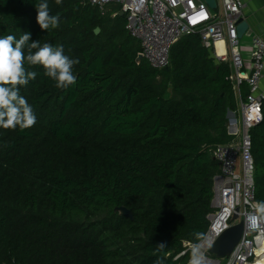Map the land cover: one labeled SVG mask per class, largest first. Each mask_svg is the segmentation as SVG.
Returning a JSON list of instances; mask_svg holds the SVG:
<instances>
[{
	"label": "trees",
	"instance_id": "obj_1",
	"mask_svg": "<svg viewBox=\"0 0 264 264\" xmlns=\"http://www.w3.org/2000/svg\"><path fill=\"white\" fill-rule=\"evenodd\" d=\"M36 2L0 0V36L30 32L41 45H62L79 60L77 79L57 88L42 66L25 65L37 77L20 94L37 121L0 128V264H153L157 256L188 264L184 243L206 234L214 211V152L235 139L230 64L190 35L173 46L170 66L154 69L138 62L141 44L124 16L88 0H47L60 23L42 30ZM251 134L259 201L264 121Z\"/></svg>",
	"mask_w": 264,
	"mask_h": 264
},
{
	"label": "built area",
	"instance_id": "obj_2",
	"mask_svg": "<svg viewBox=\"0 0 264 264\" xmlns=\"http://www.w3.org/2000/svg\"><path fill=\"white\" fill-rule=\"evenodd\" d=\"M88 3L104 14L110 12L113 17L123 13L126 30L140 42L143 59L154 69L170 66L173 46L190 35L199 36L203 46L215 58L219 43L229 49L230 79L241 100V125L229 133L235 137L234 141L219 146L214 152L221 172L215 179L214 211L209 217V228L201 247L207 256V264H221L210 249L221 235L243 221L242 239L231 257L225 259L226 264H257L264 260V221L249 216L251 204L257 201L251 132L264 121V97L260 92L264 81V38L254 36L252 70L249 74L245 73L238 35L245 6L243 1L217 0L216 10L211 9L204 0H88ZM217 59L226 63L229 61L221 56ZM244 84L248 88L245 101L241 99ZM235 215L239 216V221L233 222ZM192 245L190 242L184 243L185 251L181 255L189 253Z\"/></svg>",
	"mask_w": 264,
	"mask_h": 264
},
{
	"label": "clouds",
	"instance_id": "obj_3",
	"mask_svg": "<svg viewBox=\"0 0 264 264\" xmlns=\"http://www.w3.org/2000/svg\"><path fill=\"white\" fill-rule=\"evenodd\" d=\"M61 2L62 0H56L57 4ZM35 10L36 22L42 30L59 27V15L50 14L47 0H38ZM78 63V59L65 54L62 45H41L39 40H31L30 32H24L19 39L12 34L0 36V128L25 130L36 124L33 106L20 94L19 86H26L37 77V72L27 70L26 64L42 66L44 75L55 81L57 88L67 89L76 82L73 68ZM251 209L250 217L264 221V200L252 203ZM205 236V233L195 234L196 240L189 249L188 264H207V256L201 247ZM166 248L167 244L164 242L156 245V249L160 251ZM153 264H164V260L157 256Z\"/></svg>",
	"mask_w": 264,
	"mask_h": 264
},
{
	"label": "crops",
	"instance_id": "obj_4",
	"mask_svg": "<svg viewBox=\"0 0 264 264\" xmlns=\"http://www.w3.org/2000/svg\"><path fill=\"white\" fill-rule=\"evenodd\" d=\"M244 3L243 19L249 24L248 32L240 39L239 49L241 58L244 63V72L249 74L252 70V42L255 35L262 36L264 38V0H242ZM222 43L217 46L218 56L226 57L229 61L231 68V57L228 48H225ZM217 56V58H218ZM232 72V69H231ZM242 89L248 92L246 84L242 86ZM260 92L264 97V81L260 86ZM238 115L241 112V100L239 98ZM236 114V113H234ZM237 115V114H236ZM235 124L234 121H230V125ZM232 131V130H231Z\"/></svg>",
	"mask_w": 264,
	"mask_h": 264
},
{
	"label": "water",
	"instance_id": "obj_5",
	"mask_svg": "<svg viewBox=\"0 0 264 264\" xmlns=\"http://www.w3.org/2000/svg\"><path fill=\"white\" fill-rule=\"evenodd\" d=\"M204 1L207 3V5L211 9L216 10L218 8L217 0H204ZM121 16H124V14L121 13ZM248 30H249V24L244 19H241L239 21V26H238L239 39H241L248 32ZM95 33L98 35L100 33V29H96ZM142 60H143V56L140 55L138 58V62H141ZM233 116H234V113L232 112L228 114V117L230 118V120ZM229 133H232L230 127H229ZM120 211L122 215L133 220V215L128 209L121 208ZM236 221H239L238 215H235L233 218V222H236ZM243 233H244V222L240 221L238 224H235L233 227H231L228 231H226L223 235H221L216 240V242L210 249V253L217 260H225V259L230 258L234 250L240 243Z\"/></svg>",
	"mask_w": 264,
	"mask_h": 264
},
{
	"label": "rangeland",
	"instance_id": "obj_6",
	"mask_svg": "<svg viewBox=\"0 0 264 264\" xmlns=\"http://www.w3.org/2000/svg\"><path fill=\"white\" fill-rule=\"evenodd\" d=\"M220 1V0H219ZM221 10V9H220ZM232 121H235V124H231L229 127L231 128L232 132L236 129V127H240L241 125V120H240V115L234 114V116L231 118ZM230 120V121H231ZM238 121V122H237ZM227 262L225 260H221V264H226Z\"/></svg>",
	"mask_w": 264,
	"mask_h": 264
},
{
	"label": "bare ground",
	"instance_id": "obj_7",
	"mask_svg": "<svg viewBox=\"0 0 264 264\" xmlns=\"http://www.w3.org/2000/svg\"><path fill=\"white\" fill-rule=\"evenodd\" d=\"M257 264H264V260H260V261H258Z\"/></svg>",
	"mask_w": 264,
	"mask_h": 264
}]
</instances>
